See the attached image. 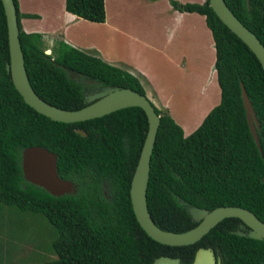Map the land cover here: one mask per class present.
Segmentation results:
<instances>
[{
    "label": "trees",
    "instance_id": "obj_1",
    "mask_svg": "<svg viewBox=\"0 0 264 264\" xmlns=\"http://www.w3.org/2000/svg\"><path fill=\"white\" fill-rule=\"evenodd\" d=\"M18 39L28 81L47 103L68 109L87 105L83 79L99 86L128 87L141 94L129 72L86 53L61 38L45 53L40 33L21 29L17 0H12ZM235 16L264 45V0H224ZM179 11L196 12L213 40L220 102L190 134L155 105L160 124L154 140L146 185V206L162 230L182 232L196 225L187 206L211 210L241 205L264 222V72L248 46L208 5L177 3ZM64 8L90 22H103V0H64ZM8 61L5 17L0 2V204L41 215L56 231L55 257L44 264H151L158 256L189 264L198 247L217 249L219 264H264V240L231 232L240 219L220 220L193 244L170 246L149 238L131 209L128 189L145 139L148 122L137 106L101 117L64 122L48 118L25 104L5 69ZM61 65L80 73L67 76ZM245 86L259 120V151L250 132L241 97ZM83 128L87 135L75 131ZM29 146L56 155L58 176L71 180L74 191L51 195L22 177L20 152ZM17 224V221L15 222Z\"/></svg>",
    "mask_w": 264,
    "mask_h": 264
},
{
    "label": "water",
    "instance_id": "obj_2",
    "mask_svg": "<svg viewBox=\"0 0 264 264\" xmlns=\"http://www.w3.org/2000/svg\"><path fill=\"white\" fill-rule=\"evenodd\" d=\"M0 2L5 17L8 48V61L5 63V69L9 73L14 89L21 96L25 104L48 118L64 122L85 121L131 106L140 107L145 112L148 129L130 178L128 195L134 217L149 238L170 246L193 244L223 218L238 217L249 229L246 232H235L236 234H244L252 238L264 240V222L250 209L241 205L217 206L211 210L187 206L186 209L191 220L197 222L195 226L182 232H171L157 227L148 213L145 195L150 154L160 124V115L155 111L152 100L147 95L128 87L103 86L100 91L84 96L87 105L76 109H68L49 102L47 103L33 91L26 75L23 54L18 39V23L14 3L12 0H0ZM208 5L217 18L254 53L264 72V45L257 36L235 16L224 0H208ZM61 67L68 77L74 79L80 77L78 71L65 65H61ZM83 80L88 84L97 83V81H93L92 79L84 78ZM239 86H241V97L247 123L255 144L260 151V141L257 133L259 120L245 86L241 82H239ZM75 131L83 136L87 135L83 128L76 127ZM55 161L56 155L54 152H50L46 148L40 146L23 148L20 152V166L23 179L43 188L51 195L74 191L75 185L71 180L58 176ZM261 180L264 182V177H261ZM151 264H180V261L177 257L161 255L154 258ZM189 264H219V261L214 256L212 248L198 247L195 249Z\"/></svg>",
    "mask_w": 264,
    "mask_h": 264
},
{
    "label": "crops",
    "instance_id": "obj_3",
    "mask_svg": "<svg viewBox=\"0 0 264 264\" xmlns=\"http://www.w3.org/2000/svg\"><path fill=\"white\" fill-rule=\"evenodd\" d=\"M112 1L103 0L105 13L103 22H90L66 11L64 0H49V2L17 0L20 13L36 15V17L23 16L19 19V23L26 33H40L42 38L46 35L61 38L84 50V45L88 46L90 40L86 37H76L79 36L77 30L83 27L87 30L104 32L105 36L101 38L103 42L100 41L108 50L100 47V50L93 51L94 56L134 75L142 86L144 94L154 105L168 112L165 99L159 92L161 88L159 83L164 82L162 78L166 82L165 74L169 76L167 80L172 79L170 82L174 85L177 81L172 72H177V75L193 76L192 70L198 67L199 59L203 55L206 56V63L214 64L213 40L205 25L204 16L196 12L179 11L172 7L170 0H136V3L132 0ZM174 1L202 3L204 0ZM190 17L195 18L191 21ZM188 19L190 23L187 22ZM195 20L205 27L210 38H203L199 35V31L195 34L192 26L185 28L186 24L194 25ZM186 30L189 37L195 40V43H192L193 40L189 41L195 44L193 48L195 53L192 56L186 49V38H181ZM113 50L118 56L109 54ZM156 55V59H151ZM192 60L196 61V64L191 63ZM204 76L203 81L206 84L209 82L217 84L214 66L211 74L205 72Z\"/></svg>",
    "mask_w": 264,
    "mask_h": 264
},
{
    "label": "rangeland",
    "instance_id": "obj_4",
    "mask_svg": "<svg viewBox=\"0 0 264 264\" xmlns=\"http://www.w3.org/2000/svg\"><path fill=\"white\" fill-rule=\"evenodd\" d=\"M44 1L49 2V0ZM132 2L136 3V0H132ZM190 18L192 21L195 17ZM187 22L190 23L189 19ZM184 26L185 28L192 26L195 29V34L199 31V35L203 38H210L205 27L197 20L194 25L186 24ZM76 33L79 35L76 37H86L90 40L88 46L84 45L85 50H83L86 53L94 55L93 51L100 50V47L108 50L101 39L105 36L104 32L81 27ZM55 38L54 36H43L44 51L49 49ZM181 38H186V49L192 56L195 53L193 49L195 44H191L189 41H192L193 38L189 37L187 30L183 32ZM192 43H195V40ZM109 54L115 56L117 52L113 50ZM156 57L157 55L151 59L154 60ZM205 61H207L205 55L200 57L198 67H194L192 70L193 76L177 75V72L173 71L176 84L173 85L170 82L172 79L167 80L169 77L167 74H165L166 82L162 78L164 82L159 83L161 86L159 92L165 99L167 111L183 128L185 136L196 129L201 123L203 115L220 102L217 84L209 82L208 85L203 81L205 72L210 75L213 70V65H209ZM190 62L196 64L194 60ZM200 77L201 79H199ZM185 80H187L186 83H184ZM16 221L17 224H15ZM55 236L56 231L41 215L22 213L19 216L14 208L0 204V264H44L45 261L55 257L51 249V242Z\"/></svg>",
    "mask_w": 264,
    "mask_h": 264
},
{
    "label": "flooded vegetation",
    "instance_id": "obj_5",
    "mask_svg": "<svg viewBox=\"0 0 264 264\" xmlns=\"http://www.w3.org/2000/svg\"><path fill=\"white\" fill-rule=\"evenodd\" d=\"M103 86H99L98 83H92V84H88L87 87L84 90V95L83 96H88L91 95L93 93H96L98 91L101 90ZM248 226L243 223L241 220L237 221V223L235 224V228L231 229V232H238V231H242V232H246L248 230ZM213 250V249H212ZM214 256L216 257V259H218V261H220V257L219 254L217 253V249L213 250Z\"/></svg>",
    "mask_w": 264,
    "mask_h": 264
},
{
    "label": "clouds",
    "instance_id": "obj_6",
    "mask_svg": "<svg viewBox=\"0 0 264 264\" xmlns=\"http://www.w3.org/2000/svg\"><path fill=\"white\" fill-rule=\"evenodd\" d=\"M45 53H49L50 52V49H48V50H46V51H44Z\"/></svg>",
    "mask_w": 264,
    "mask_h": 264
}]
</instances>
